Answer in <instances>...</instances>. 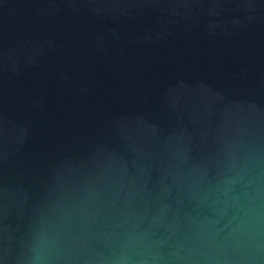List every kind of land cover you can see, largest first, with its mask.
<instances>
[{
	"label": "water",
	"instance_id": "95a60500",
	"mask_svg": "<svg viewBox=\"0 0 264 264\" xmlns=\"http://www.w3.org/2000/svg\"><path fill=\"white\" fill-rule=\"evenodd\" d=\"M0 264H264V0H0Z\"/></svg>",
	"mask_w": 264,
	"mask_h": 264
}]
</instances>
